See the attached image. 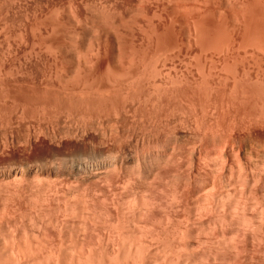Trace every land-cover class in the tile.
I'll use <instances>...</instances> for the list:
<instances>
[{
    "label": "bare ground",
    "instance_id": "obj_1",
    "mask_svg": "<svg viewBox=\"0 0 264 264\" xmlns=\"http://www.w3.org/2000/svg\"><path fill=\"white\" fill-rule=\"evenodd\" d=\"M66 2L36 20V76L14 81L29 88L30 106L8 121L86 129L102 149L82 150L77 171L86 159L94 167L78 186H64L53 159L34 176L33 194L4 191L0 264H264V133L244 135L261 152L237 164L229 142L219 143L228 135L215 137L210 125L218 105L227 126L264 124V0H227L219 48L200 46L214 0ZM14 166L2 175L28 173ZM22 203L35 229L18 226Z\"/></svg>",
    "mask_w": 264,
    "mask_h": 264
},
{
    "label": "rangeland",
    "instance_id": "obj_2",
    "mask_svg": "<svg viewBox=\"0 0 264 264\" xmlns=\"http://www.w3.org/2000/svg\"><path fill=\"white\" fill-rule=\"evenodd\" d=\"M66 1H68V0H0V48H1L0 49V70H1L0 71V83H1L0 84V87H1L0 88V168H1L0 169V171H1L0 172V180H1L0 181V200L4 198V195L6 192L5 190L8 189V191H12V190L16 189L17 187H18L17 191L21 195L23 194L24 196H27V193H28V195L33 194V192L36 191V190H34V189H36L34 183L37 180L36 177H34V176L38 175L40 169L46 170V173H48L49 162L51 163L53 161V159H54L53 162H55L56 164L59 165L61 163L60 164L61 166L59 165V167H60L59 171L60 172H58V173L59 174L62 173L59 175L60 176L59 180L67 184V185L65 184L64 186H68V182H71V184L76 183V184H74V186H78L81 183V179H83L82 176H86V177H84L86 179L89 177V175H91L90 172H92V169H93L92 166L94 165V162H92V164H91L90 163L91 160H89V159H86V161H85L87 163V164L85 163L86 165H84V164L82 165V163H84V160H81V158L83 159L82 150H84V149L87 150V149L91 148L92 146L96 147L97 149H102V147L100 145L98 146V141H104V140H102L98 134H95L92 131L89 132V130L86 131V129L85 130L82 129V131H81V129L76 130L75 128H73L71 126L69 129L63 128V130H62V128H61V127H63L62 125H60V128H59L61 131L58 130V128H55V129L52 127L50 128V125L48 126V129L47 128L45 129L44 127L39 128L36 126L35 122L31 123V122H33V120H31L30 118H28L29 120L24 118L25 121L24 120L22 121L21 119L18 120L19 122L22 121V125L17 120H15V121L10 120L13 122V124H11L12 122L8 121L9 117L14 115V111L19 110L20 106H22V104L26 103L25 104L26 108H29V106H30V98H29L30 95L26 94V93H28L27 91H30L29 88L27 89L26 87H23L22 89L19 90L18 88H16L14 86V83H15L14 81H15V79L18 80L20 78H24V79H27L29 81L36 76V70L39 67L38 62L40 60L37 57V55H38L37 52L39 50L38 45L40 43H38V40H37L38 38H36L38 35L36 32V27H35L37 25L36 20L40 19L42 16L47 14V11H49L53 8L65 5L67 3ZM214 1L216 3L214 4V7H213L215 9V12L212 14L213 16L208 15L207 18L204 17V19L202 20L204 22L201 21L202 24L200 23V28H201L200 32L203 33V34L201 33L202 36L206 33L204 35V39H202L203 37L200 36V39L204 40V41L201 40L202 42L200 43V46H203L205 44V42H207L206 44L208 46H209V44H211V46L213 45L212 46L213 48H219L221 43L224 42V44H225V42L227 41V37H226L227 36V21L229 18H232V16L227 11V5H226L227 0H214ZM218 1L222 2V5H221L222 8L221 7L220 8H221V11H222V9L224 10V11H222L224 13V14L222 13L223 15L219 12L220 9H218V8H219L221 3H218ZM216 8L218 10H216ZM39 14L41 17L39 16ZM33 20L35 21V24H34ZM32 30L36 33H34ZM219 34H221V35H219ZM223 35H225L226 38H223ZM211 36H212V38H211ZM157 37L159 38L158 43L161 45H165L169 41L170 35L167 34L166 32H164L162 35H159ZM222 38L224 41L222 40ZM210 39H212V40H210ZM31 44H34L33 45L34 49L31 48L30 49L31 51L29 50L30 53L32 52L31 53L32 57L30 56L29 53H28L29 55H26L28 52V48H30L32 46ZM206 44L204 46H207ZM217 45H219V46H217ZM211 46H209V47H211ZM222 46H223V44H222ZM15 49H16V51H15ZM12 51L15 52V57L17 59L11 60V56L9 55V53ZM33 52H35L36 55H34ZM23 54H25V55H23ZM33 55L35 56V59H37V60H34ZM28 56H30V58ZM24 57H26V58H24ZM30 59H32V60H30ZM25 62H26V64H25ZM8 66L10 69L8 68ZM28 76H29V78H28ZM14 100L16 101V104L14 103ZM223 109L224 110L226 109V111H225L226 113L223 112L224 111ZM212 112H213V113H211L212 117L210 116V121H212L210 123L211 129H212V134L215 137H217L218 135L223 134V133H224L223 135H225V134L228 135V136L225 135V136H227V138L229 137V139L226 142L220 141L219 143L224 142V144L226 145L229 142L227 145V148H228L227 152H229L228 155L230 156V159L232 158L231 161L233 160L234 163H235V161H236V163L237 162L245 163V161L248 160V156H250L247 153H249L250 151H252L254 153L255 150L259 151L257 154H259L261 152L260 147H258L261 145H259V144L257 145L258 142L248 143V141H246L247 143H245V141H243V137H244V135H248V134L251 135L252 137H254L255 135L262 136L264 133V124H262V125L258 124L254 127L251 126V127H245V128L242 126H239V125L238 126L237 125H231V127H230V126H227V124H226L227 122H225V121H227V115H226L227 114V107L221 108L218 105V108ZM215 115H217V116H215ZM218 116H219V118H218ZM220 116L223 118H221ZM26 120H28V121H26ZM214 120H215V122H214ZM7 121L10 122L11 127H13L17 121V123H16L17 126H14L13 128L10 127L8 129L9 126H7V124H9V123H7ZM23 122H24V124H25V122H27V123L30 122L32 125L30 123H28L30 125H28L26 123L25 125H28V127H25V125H23ZM218 125L221 126L222 130H221V128H219ZM46 127H47V125H46ZM64 129H66V130H64ZM214 129L216 131H218L219 134H216L217 132ZM83 130H84V132H83ZM58 131H60V132H58ZM64 131H65L66 135L64 133H62ZM220 131H222V132H220ZM68 133L70 135H68ZM177 134H178V136H181L183 134L186 135L187 132L181 131L179 129ZM232 140L234 141V143ZM25 142H26V144H25ZM216 142H218V141H216ZM222 143L220 144V146H222ZM261 148L263 150V146ZM250 149H252V150H250ZM127 152L128 151H126V149H120L119 153H118L121 156L122 160H124V162L129 161L128 157H127ZM79 155H80V158L76 159ZM257 156H252V158L251 157L250 158L254 159V160L255 159L259 160L261 157L258 158ZM55 158H57L59 163H58V161L55 160ZM238 159H240L241 161ZM78 160L82 161V163H79L81 165V169L78 170L79 172L77 171V165L79 162ZM33 161H36V162H33ZM92 161H94V160H92ZM35 164L37 166H35ZM9 165H10V167H8ZM20 165H23L24 169H26V166L28 165L27 169H26V171H28V173L27 172L25 173L26 177L23 176L22 177L23 179L18 178L19 176H16V177L11 176V178L8 177V179H7V177L2 175L4 173V171H6L7 169L9 170V168H11L13 166L14 167H17V166L20 167ZM38 165L40 168L38 167ZM63 165H64V168H63ZM37 167H38V169L36 170ZM83 167L87 170L85 171V169ZM87 167L88 168L90 167V169H88ZM82 168L84 169L83 171L86 173H83L81 171ZM89 170H91V171L89 172ZM233 170L234 169H231L232 172H233ZM49 173L51 174L50 176H52V174L54 175V172L52 173L49 171ZM65 173L68 175V177L70 176L69 177L70 179L67 178V175ZM228 174L229 173H227V175ZM63 176H64V178H63ZM65 177L67 178L66 180H65ZM71 177H74L75 179H77V177H78V179H77V181L75 179L71 181ZM17 178L19 179V181ZM6 179H7V181H6ZM16 179H17V181H16ZM31 179H32L33 183L31 182ZM65 181H67V182H65ZM15 184H16V186H15ZM12 186L14 187V189H12L13 188ZM1 189H2V191H1ZM21 191H22V193H21ZM1 201H3V200H1ZM1 201H0V203H1ZM20 210L16 214L17 215L16 218H18V216H20L19 217L20 219H16L17 224H19L18 226L23 227V224H24V227H27V229L30 227L29 230L31 228L35 229L34 226H31L32 225L31 222L27 223V221L29 219L27 220L26 218L27 217L30 218V214L32 212V210L29 209L28 204L22 203ZM27 215H29V216H27ZM21 218H23V219H21ZM27 224H28V226H25Z\"/></svg>",
    "mask_w": 264,
    "mask_h": 264
}]
</instances>
